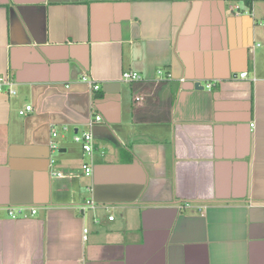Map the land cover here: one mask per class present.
I'll return each mask as SVG.
<instances>
[{"label": "crops", "instance_id": "0c3cea01", "mask_svg": "<svg viewBox=\"0 0 264 264\" xmlns=\"http://www.w3.org/2000/svg\"><path fill=\"white\" fill-rule=\"evenodd\" d=\"M3 78L0 264H264V0H0Z\"/></svg>", "mask_w": 264, "mask_h": 264}, {"label": "built area", "instance_id": "2783aa9c", "mask_svg": "<svg viewBox=\"0 0 264 264\" xmlns=\"http://www.w3.org/2000/svg\"><path fill=\"white\" fill-rule=\"evenodd\" d=\"M246 76V73H243L240 75L241 78H244ZM123 82L127 83V84H131L132 82L135 81H139L141 79L140 75L136 72H124L121 76ZM81 81L85 84L88 85L89 89L91 90V92H97L100 90V86L98 84H96L93 80L87 78V77H83L81 79ZM2 86H7L8 90L5 92V94L7 95H14L15 91L12 88V83L7 79V78H3L0 82V92H4L2 89ZM208 89L211 88V84H208L206 86ZM143 97L142 96H136L135 97V101H142ZM32 111V107L31 106H26L24 108V110L20 111L19 114L20 115H24L27 112H31ZM102 122V118L101 116H99L98 114H94L92 116V119H90L88 121V126L89 128H93L95 125L99 124ZM51 137L53 139H55L57 137V132L54 128H51ZM74 142L78 143L81 145V148L83 150V152L87 155H90L93 151V136L91 134V132H85L82 133L81 135H75L73 138ZM49 148L51 152H55L58 150V145L52 141L49 144ZM51 164H53V161H51ZM82 170L84 172V175L86 177H90L92 176V172L93 169L90 165L87 164H83L82 165ZM57 176H61L60 174H56ZM87 207H94V203L93 201H88L86 202L85 206L83 207L84 209H86ZM82 208V209H83ZM26 211V208L23 207H17V208H9L8 209V215L15 219L17 218L19 215H23L22 213ZM28 213L30 215H35L36 214V209L35 208H29L27 209ZM24 217H26V215H23ZM113 218L110 217L109 220H112ZM84 233H86V230H84Z\"/></svg>", "mask_w": 264, "mask_h": 264}, {"label": "rangeland", "instance_id": "374dc122", "mask_svg": "<svg viewBox=\"0 0 264 264\" xmlns=\"http://www.w3.org/2000/svg\"><path fill=\"white\" fill-rule=\"evenodd\" d=\"M56 153V152H55ZM56 156H57V154H56Z\"/></svg>", "mask_w": 264, "mask_h": 264}]
</instances>
